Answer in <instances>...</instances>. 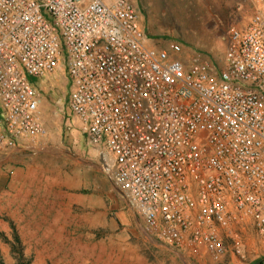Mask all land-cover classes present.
I'll return each instance as SVG.
<instances>
[{
	"label": "built area",
	"instance_id": "1",
	"mask_svg": "<svg viewBox=\"0 0 264 264\" xmlns=\"http://www.w3.org/2000/svg\"><path fill=\"white\" fill-rule=\"evenodd\" d=\"M222 65L146 46L129 0H0V154L44 137L38 79L62 71L69 113L145 230L221 260L264 250V0Z\"/></svg>",
	"mask_w": 264,
	"mask_h": 264
},
{
	"label": "rangeland",
	"instance_id": "2",
	"mask_svg": "<svg viewBox=\"0 0 264 264\" xmlns=\"http://www.w3.org/2000/svg\"><path fill=\"white\" fill-rule=\"evenodd\" d=\"M148 29L182 56L221 66L230 28L252 13L249 0H129ZM46 135L0 154V257L4 264H254L214 260L162 244L101 169L68 111L65 75L38 79Z\"/></svg>",
	"mask_w": 264,
	"mask_h": 264
},
{
	"label": "crops",
	"instance_id": "3",
	"mask_svg": "<svg viewBox=\"0 0 264 264\" xmlns=\"http://www.w3.org/2000/svg\"><path fill=\"white\" fill-rule=\"evenodd\" d=\"M147 36L146 46L151 48H167L169 44L165 43L164 40L155 36L148 29L145 30Z\"/></svg>",
	"mask_w": 264,
	"mask_h": 264
},
{
	"label": "trees",
	"instance_id": "4",
	"mask_svg": "<svg viewBox=\"0 0 264 264\" xmlns=\"http://www.w3.org/2000/svg\"><path fill=\"white\" fill-rule=\"evenodd\" d=\"M0 264H4V263L2 262L1 257H0ZM254 264H264V258H263V259H260V260H257Z\"/></svg>",
	"mask_w": 264,
	"mask_h": 264
}]
</instances>
